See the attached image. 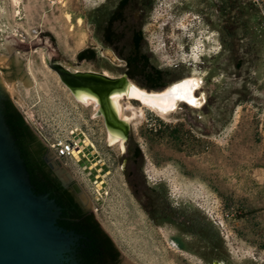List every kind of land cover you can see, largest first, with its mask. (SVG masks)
<instances>
[{
  "label": "rangeland",
  "instance_id": "374dc122",
  "mask_svg": "<svg viewBox=\"0 0 264 264\" xmlns=\"http://www.w3.org/2000/svg\"><path fill=\"white\" fill-rule=\"evenodd\" d=\"M118 2L0 0V83L12 86L11 102L52 155L49 143L77 128L96 147L110 170L102 195L72 159L52 163L61 178L75 179L122 264H264L263 15L251 0H128L113 23L120 34L113 48L102 29ZM136 29L162 82L196 78L200 102L165 115L142 108L120 148L107 143L102 115L77 102L47 60L120 77ZM84 48L93 59L76 58ZM126 76L147 91L162 89ZM135 145L140 155L131 159L126 150ZM184 224L204 228L192 234Z\"/></svg>",
  "mask_w": 264,
  "mask_h": 264
},
{
  "label": "water",
  "instance_id": "95a60500",
  "mask_svg": "<svg viewBox=\"0 0 264 264\" xmlns=\"http://www.w3.org/2000/svg\"><path fill=\"white\" fill-rule=\"evenodd\" d=\"M47 61L62 81L75 79L85 86L95 88L105 108L106 119L123 127L125 144L128 124L124 125L109 115L107 95L129 79L126 74L113 78L107 74L87 72L102 78L94 79L86 76L87 73L62 71L50 60ZM77 87L71 89L75 90ZM4 93L7 91L0 83V264H83L72 248L79 236L57 224L60 207L47 193L35 192L30 182L20 149L6 122L2 103ZM76 132L72 135L79 140L82 150L77 148L71 159L103 193L106 184L104 179L110 174V170L88 142L86 147L82 145L81 137ZM49 165L56 168L52 163ZM119 254L121 257L120 252Z\"/></svg>",
  "mask_w": 264,
  "mask_h": 264
},
{
  "label": "trees",
  "instance_id": "16d2710c",
  "mask_svg": "<svg viewBox=\"0 0 264 264\" xmlns=\"http://www.w3.org/2000/svg\"><path fill=\"white\" fill-rule=\"evenodd\" d=\"M128 0H120L114 13L108 18V25L103 33L102 40L114 48V41L120 40V34L113 29V23L116 16L122 11ZM132 38V37H131ZM135 42L131 45V57L127 59L129 75L134 78L139 76L143 79L144 85L150 89H161L167 84L162 82L163 71L151 65L146 57L145 62H139L137 54L139 47L137 37L132 38ZM95 53L90 48H84L76 54L78 60L93 59ZM6 122L10 127L11 133L16 139V143L20 149V155L29 174L30 182L34 187L35 192L47 193L49 198L54 199L60 207V214L57 219V224L65 229H73L84 234L85 238L80 241V257L86 264H99L97 260V249L95 239L91 232H103L106 236V243L111 248L113 243L108 234L102 229L99 222L93 214L84 216L81 209L74 201L72 194L64 189L59 181L49 175L45 170V162L42 155L46 152L47 147L39 140L36 135H33L31 127L25 121L23 115L14 106L12 102H6L4 111ZM175 139H179V129H172ZM129 145L133 142L129 137ZM136 152L134 156L140 155V149L135 145ZM186 231L195 234V230H201L204 226H196L184 224ZM110 242V243H109ZM117 254V253H116Z\"/></svg>",
  "mask_w": 264,
  "mask_h": 264
},
{
  "label": "bare ground",
  "instance_id": "6f19581e",
  "mask_svg": "<svg viewBox=\"0 0 264 264\" xmlns=\"http://www.w3.org/2000/svg\"><path fill=\"white\" fill-rule=\"evenodd\" d=\"M14 3H16V0H14ZM66 17L70 18V15L67 13ZM77 21L81 22V18H78ZM86 76L92 77L94 79H102L98 75L91 73H87ZM186 81L190 83H185ZM63 82L69 88L78 86L77 89L73 90L74 99L84 105H88L89 102H91L96 113H93V115H102L106 125L107 143L109 145L118 143L120 148H123L125 139L124 129L117 123L106 119L105 108L102 105L99 95L97 94L95 88L85 86L75 79H63ZM197 84L198 80L196 78H182L181 80L173 82L171 85H168L167 87L161 90L147 91L146 89L139 87L138 85L132 82H128V80H124L120 88L113 89L108 92L107 104L110 112L109 115H111L115 120L122 122L124 125H127L132 119V117H134L135 115H142V108L144 107L160 115H165L169 112L174 111L179 105V103L185 102L188 104V106L191 107L198 106L200 102V97L198 98L195 94V88ZM5 87H7L8 91L12 94L11 96H16L14 95L12 86L10 84L5 82ZM120 98H127L128 100H137L141 104L139 108L133 107L130 102H128L125 106H121L119 102ZM122 107L132 110L131 115H123ZM75 131H77L76 135H78V137H81V142L84 147H86V143L88 142L91 147L94 148L93 143L89 141L90 139L87 138L84 132H82L78 128L71 132L75 133ZM82 139H84V141ZM101 192L100 195H102Z\"/></svg>",
  "mask_w": 264,
  "mask_h": 264
},
{
  "label": "flooded vegetation",
  "instance_id": "af4514ba",
  "mask_svg": "<svg viewBox=\"0 0 264 264\" xmlns=\"http://www.w3.org/2000/svg\"><path fill=\"white\" fill-rule=\"evenodd\" d=\"M119 2H120V0H119ZM119 2H118V4H119ZM108 21L109 20H107L105 22L104 26H103L102 36H103V33L105 32L106 26L108 25ZM40 35L45 36V35H48V33H46L45 31H40ZM135 36L137 37V44H138V47H139V50L137 52V54H138V56L140 58L139 62L142 63V62H145L146 57L148 58V56L145 53V51L142 50L143 34L141 33L140 29H136V31L132 32V36L131 37L133 38ZM49 40H50V37H48V41ZM134 42L135 41L132 39L131 40V45L132 46H133ZM113 43L116 45V44L119 43V41H114ZM5 46L7 47V44H5ZM9 53L11 55H13L14 51L11 50V51H9ZM130 53H131V50L129 49V51L124 55V58H123L124 64H125L126 74H129V69H128V66H127V59L131 57ZM17 61H18V59H17ZM52 61H54V60H52ZM19 64L22 65V61H20ZM53 64L58 69H60L62 71L66 70V69H64L62 67H58L59 64H57L56 62L53 63ZM6 102H11L8 93H4V97L2 98V103L4 105V111H5V107H6ZM32 133H33V135H36L33 130H32ZM36 137H37V135H36ZM135 152H136V148L135 147H132L131 149H130V147H127L126 153L128 155H130L131 159H134V157H132V155H134ZM42 158H43V160L45 162V165H46L45 166V170L49 173L50 176L55 177L59 181L60 185L64 189L68 190L72 194V196L74 198V201L77 203V205L81 209V212L83 213V215L86 216V215L93 214L92 211L88 207L84 206L85 204H84L83 200L81 199L80 193L77 191V189H75V187H73V183H75V181H74L75 179L73 177H67V176L64 177V178H61V176H59V174L56 172V170L50 167L49 163H52V160H57V162L59 164H60L61 160L56 159L52 155L51 151H49L48 148H47L46 152L42 155ZM96 174H99V172H97ZM86 176H87V174H86ZM88 179L92 183L93 187L95 188L96 185L92 182V180L89 177H88ZM68 230L73 231L75 234H77L79 236L78 240L75 242V245L72 248L74 249V253H75L77 259L80 262H82L83 264H86L83 260H81V257H80V253H81V251H80V247H81L80 241H81V239L85 238L84 234L79 232V231L73 230V229H68ZM91 235H93V238L95 239L94 242L96 244V249H97L96 255H97V260H98L99 264H122L120 262V254H119V251H118L117 247L115 246L114 243H110V242L109 243L111 244V248L107 245V243L105 241L106 240V236H105V234L103 232H100V231H99V233H97V232H93L92 233L91 232Z\"/></svg>",
  "mask_w": 264,
  "mask_h": 264
},
{
  "label": "built area",
  "instance_id": "2783aa9c",
  "mask_svg": "<svg viewBox=\"0 0 264 264\" xmlns=\"http://www.w3.org/2000/svg\"><path fill=\"white\" fill-rule=\"evenodd\" d=\"M251 3L259 9L264 17V0H251ZM53 155L56 159L66 160L72 158V153L76 151L77 148L82 150L79 140H77L72 133L67 136L55 137L51 143H49Z\"/></svg>",
  "mask_w": 264,
  "mask_h": 264
},
{
  "label": "snow or ice",
  "instance_id": "6c2138e0",
  "mask_svg": "<svg viewBox=\"0 0 264 264\" xmlns=\"http://www.w3.org/2000/svg\"><path fill=\"white\" fill-rule=\"evenodd\" d=\"M185 83H190V82H187V81H186Z\"/></svg>",
  "mask_w": 264,
  "mask_h": 264
}]
</instances>
